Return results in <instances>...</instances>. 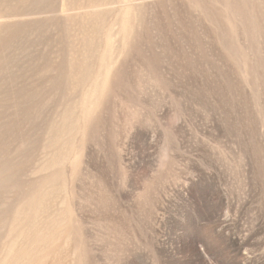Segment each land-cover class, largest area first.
<instances>
[{
	"label": "rangeland",
	"instance_id": "obj_1",
	"mask_svg": "<svg viewBox=\"0 0 264 264\" xmlns=\"http://www.w3.org/2000/svg\"><path fill=\"white\" fill-rule=\"evenodd\" d=\"M0 264H264V0H0Z\"/></svg>",
	"mask_w": 264,
	"mask_h": 264
}]
</instances>
